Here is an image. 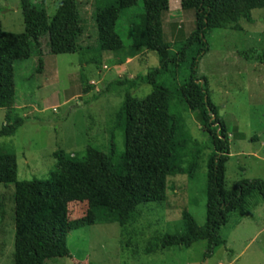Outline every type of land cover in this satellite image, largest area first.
Instances as JSON below:
<instances>
[{"label":"rangeland","instance_id":"1","mask_svg":"<svg viewBox=\"0 0 264 264\" xmlns=\"http://www.w3.org/2000/svg\"><path fill=\"white\" fill-rule=\"evenodd\" d=\"M62 1L38 3L53 18ZM78 3L84 27L78 53L54 55L45 38L41 72L39 57L15 63L14 105L0 109V129L8 123L10 114V121L19 116L25 124L15 136L0 139V151L16 153L18 181L49 180L58 171L54 153L59 150L71 157H83L89 146L110 153L113 135L118 149L115 161H121L126 152V133L118 128L117 116L127 93L143 99L153 91L148 84L129 89L127 82L158 68L159 53L144 50L117 65L113 54L100 52L95 0ZM170 3V10L163 15L164 36L169 51L176 53L195 31L196 17L194 10H183L179 0ZM252 15L255 23L242 21V31L224 28L209 32L210 51L198 68L199 76L208 79L210 98L230 138L231 156L225 166L229 190L245 179L264 180V62L255 54L264 52V8L254 10ZM0 19L6 32H25L20 0H0ZM121 24L119 30L129 43V23ZM251 52L254 57L246 59L245 54ZM181 82L182 77H178V85ZM172 109L184 118L192 138L189 153L202 149L196 174L183 172L185 165L179 174L170 176L167 201L140 206L126 226L96 224L70 232L72 256L50 259L46 264H264V200L258 193L248 199L243 211L230 216L229 224L219 232L227 245L211 257H205L206 241L189 248L174 246L148 253L164 235L185 234V211L200 226L207 220V163L214 151L211 135L202 128L199 114L187 110L178 99L173 100ZM14 194V184H0L5 211L4 218L0 215V264H14ZM87 211L85 202L71 199V219Z\"/></svg>","mask_w":264,"mask_h":264},{"label":"trees","instance_id":"2","mask_svg":"<svg viewBox=\"0 0 264 264\" xmlns=\"http://www.w3.org/2000/svg\"><path fill=\"white\" fill-rule=\"evenodd\" d=\"M171 1L95 0L102 54H113L117 65H123L144 50L159 53L158 68L127 82L129 89L148 84L153 91L143 99L127 93L117 116L118 128L126 133L121 161H115L118 149L113 135L110 153L89 146L83 157H71L59 150L54 153L58 171L49 180L18 181L16 153L0 151V184L15 185L14 264H46L50 259L71 257L70 232L96 224L126 226L140 206L167 201L170 176L179 174L185 165L183 172L196 174L202 149L189 153L192 138L184 118L172 109L174 99L197 112L202 128L211 135L214 151L207 163V220L200 226L185 211V234L164 235L148 253L174 246L189 248L206 241L205 257H211L227 245L219 232L229 224L230 216L243 211L255 193L264 200V180L259 178L226 188L230 138L210 98L208 79L198 73L201 59L210 51L207 34L224 28L242 31V21L255 23L252 12L263 9L264 0H180L183 10L195 11L196 29L176 53L169 51L163 26V15L170 10ZM20 8L25 32H6L0 19V109L14 105L17 61L39 57L41 72L45 38L52 54H75L84 33L78 0H63L53 18L38 0H20ZM124 21L129 23V43L119 30ZM255 54L264 62V52ZM245 56L248 60L254 57L252 52ZM178 77H182L180 85ZM10 115L0 129V139L15 136L25 124L19 116L10 121ZM71 199L85 202L87 214L71 219ZM0 215L5 216L1 202Z\"/></svg>","mask_w":264,"mask_h":264},{"label":"crops","instance_id":"3","mask_svg":"<svg viewBox=\"0 0 264 264\" xmlns=\"http://www.w3.org/2000/svg\"><path fill=\"white\" fill-rule=\"evenodd\" d=\"M180 1V0H179ZM170 7H171V3H170ZM263 145H264V142H263ZM256 154H259V153H255V156H256Z\"/></svg>","mask_w":264,"mask_h":264}]
</instances>
